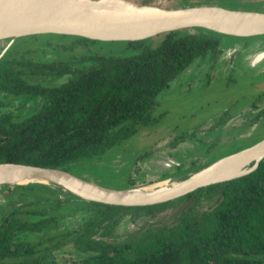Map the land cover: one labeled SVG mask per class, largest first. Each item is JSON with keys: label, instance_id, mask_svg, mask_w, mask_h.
Segmentation results:
<instances>
[{"label": "trees", "instance_id": "obj_1", "mask_svg": "<svg viewBox=\"0 0 264 264\" xmlns=\"http://www.w3.org/2000/svg\"><path fill=\"white\" fill-rule=\"evenodd\" d=\"M43 35L72 38L70 44H63L65 49L116 43L132 52L84 56L80 61L92 66L79 69L66 61L33 60L25 55L30 50L16 56L9 46L0 57V92L42 96L46 102L22 119L10 113L0 115V164L67 170L71 163L102 156L133 136L139 126L155 121L157 96L195 59L206 53L216 59L222 39L228 38L206 30L169 32L136 42H99L57 34L30 37ZM47 44L52 42L47 40ZM62 75L71 77L60 85L29 81L34 76ZM1 188L9 200L21 201L29 209L21 211L20 206L0 215V264H42L45 258L37 256L38 246L52 236L36 244L16 241V237L46 233L55 216L30 207L47 202L45 195L58 191L41 184ZM67 195L53 205L51 200L50 206L59 208L69 202L88 212L83 224L63 233L71 242L68 252L80 258L70 264H264V158L246 175L151 206H114ZM206 200L214 204L201 210ZM169 208H174L170 219L150 222L122 241L112 240L125 217L151 220ZM30 216L39 219L32 221Z\"/></svg>", "mask_w": 264, "mask_h": 264}, {"label": "rangeland", "instance_id": "obj_2", "mask_svg": "<svg viewBox=\"0 0 264 264\" xmlns=\"http://www.w3.org/2000/svg\"><path fill=\"white\" fill-rule=\"evenodd\" d=\"M128 5L152 6L163 9H175L194 6H217L230 10L257 11L264 13V0H123ZM258 2V3H257ZM38 38L22 37L17 41H0V54L4 48H11L16 56L30 50L33 60L50 62L66 61L72 67L83 69L92 66L91 62H83L84 56L127 55L132 50L120 47L116 43H95L78 46L75 49L64 48L72 38L53 35H43ZM227 36V35H226ZM243 39L240 42L237 40ZM52 42L46 45V41ZM231 46H224L218 60L211 61L203 57L194 62L181 76L169 84V89L163 91L157 100L153 117L155 121L146 126H139L136 133L121 144L107 150L102 156L79 160L68 165L67 171L100 186L113 189H133L160 181L181 180L188 178L207 167L211 163L244 148H248L264 140V99H249L244 103L242 96H249L264 91V79L252 81L259 70L264 67V36L237 37L228 35ZM157 44L159 40H154ZM258 44L256 49L254 46ZM238 47H237V46ZM236 47L239 51L230 53ZM252 47L255 48L252 49ZM125 48V49H124ZM252 49V50H251ZM263 49V50H261ZM260 50V51H259ZM259 51V52H258ZM257 52V53H255ZM262 53V57L258 59ZM255 58V59H254ZM232 63V65H231ZM257 65V66H256ZM234 69H231V67ZM256 66V67H254ZM194 71L196 76H193ZM248 73L249 77L248 76ZM261 73V72H260ZM229 81H225L229 78ZM246 76L245 78H239ZM70 75L60 77H32L30 82L43 85H60L70 79ZM224 87L223 89H220ZM188 92V93H187ZM241 102L230 110L229 118L221 121L218 117L212 119L223 107V103ZM26 96L13 97L0 93V113L13 112L16 119L30 116L40 108L42 99ZM262 101V102H261ZM253 104L255 105L253 107ZM235 105V104H233ZM164 112H167L164 114ZM218 118V119H217ZM169 159V162L166 159ZM31 184V183H29ZM26 184V185H29ZM40 184V183H33ZM5 185V184H4ZM7 185V184H6ZM44 185V184H41ZM0 185V210L15 205L19 208L21 201L9 202L5 187ZM13 186V185H9ZM53 188L52 185H46ZM13 188V187H10ZM57 194H47L49 199L36 207L41 211L55 216L56 221L50 223L46 233L19 234L16 241L36 244L40 239L50 236L51 240L38 246L37 256H44L42 264H70L80 258L70 251L71 242L66 231H71L85 222L88 212L76 204L64 202L59 208L51 207V200H66L67 192L61 188H53ZM7 196V197H6ZM43 204L45 206H43ZM213 200H206L200 205L201 210L213 206ZM21 206L19 210H28ZM174 208H169L162 214L148 220L145 217L131 220L125 217L115 228L112 240L115 242L126 239L131 233H138L150 222L170 219ZM27 219L26 215H18ZM37 216H30L36 221ZM65 242L60 247L56 243Z\"/></svg>", "mask_w": 264, "mask_h": 264}, {"label": "water", "instance_id": "obj_3", "mask_svg": "<svg viewBox=\"0 0 264 264\" xmlns=\"http://www.w3.org/2000/svg\"><path fill=\"white\" fill-rule=\"evenodd\" d=\"M71 6L72 0H0V41L10 40L11 43L17 38L32 35L57 34L99 42H136L169 32L198 33V30L237 37L264 35V13L257 11L230 10L217 6L175 9L134 4L106 9ZM239 31H246L247 34H236ZM6 50L7 47L2 50L0 57ZM257 151L264 152V140L229 154L188 178L178 180L174 188L136 199L122 197L121 193L143 186L113 190L62 169L3 163L0 164V177L16 171L18 175L27 174L47 182L31 184L40 183L61 189L64 187L86 200L114 206L142 207L170 202L200 188L246 175L257 168L264 154L258 156L249 167H245L247 169L244 174L223 180L214 179L240 157Z\"/></svg>", "mask_w": 264, "mask_h": 264}, {"label": "bare ground", "instance_id": "obj_4", "mask_svg": "<svg viewBox=\"0 0 264 264\" xmlns=\"http://www.w3.org/2000/svg\"><path fill=\"white\" fill-rule=\"evenodd\" d=\"M127 5L128 4L125 3L123 0H72L71 7L106 9V8H111V7H119V6H127ZM236 34H247V32L239 31V32H236ZM262 154H264V152L257 151V152L248 154L246 156L240 157L227 170L217 174L214 179L223 180V179L233 178L237 175L244 174L247 169V168L246 169L244 168L249 167L253 163V161ZM6 174L7 175H3L2 177H0V184L25 185L30 182L47 183L43 179L33 177L27 174L18 175L16 171L6 173ZM177 183H178V180H167L166 179L165 181H160L154 184L146 185V186H143L135 190L125 191L121 193V196L125 198H131V199L154 196L156 194H159L161 192L174 188L175 186L178 185ZM62 189L66 190L64 187ZM66 191L73 195L77 194V193H74V192L72 193L71 191H68V189Z\"/></svg>", "mask_w": 264, "mask_h": 264}, {"label": "flooded vegetation", "instance_id": "obj_5", "mask_svg": "<svg viewBox=\"0 0 264 264\" xmlns=\"http://www.w3.org/2000/svg\"><path fill=\"white\" fill-rule=\"evenodd\" d=\"M258 3V2H257ZM261 36H264V35H261ZM27 37H29V36H27ZM237 40V39H236ZM243 39H240V40H237V42H240V41H242ZM262 45H264V43H262ZM224 46H227V47H229V46H231V43H230V41H228V38H224V39H222V47H221V51H220V53L218 54V55H221V53H222V50H223V47ZM256 49L258 48V44L257 45H255L254 46ZM254 47H252V49H254L255 50V48ZM251 49V50H252ZM261 50H263V49H261ZM236 51H239V49L237 48L236 49V47L233 49V50H231V54L233 55V53L234 52H236ZM260 51V50H259ZM258 51V52H259ZM264 51V50H263ZM255 53H257V52H255ZM263 55H262V53L259 55V56H257L258 57V59L257 60H259L261 57H262ZM203 57H209V59L211 60V61H214L215 59H212L211 58V56H210V54L209 53H206L204 56H202V57H199L200 59H202ZM219 58H216V60H218ZM255 59V58H254ZM53 61H55V60H53ZM53 61H50V62H53ZM40 62V61H39ZM41 62H43V61H41ZM264 62V58H263V60L260 62V63H258L257 65H259V64H261V63H263ZM195 63H194V61L181 73V74H183L187 69H189V67L190 66H193ZM231 65H232V63H231ZM256 65V66H257ZM256 66H254V67H256ZM231 69H234V67L232 66L231 67ZM261 72V73H260ZM181 74H179L177 77H176V79L179 77V76H181ZM190 74H192L193 76H196V74L197 73H195L194 71H192V73H190ZM249 74L250 73H248V76H249ZM62 76H65V75H62ZM53 77H60V76H53ZM229 77V76H228ZM231 77H233V76H230L229 78H226L225 79V81H229V79L231 78ZM246 76H240L239 78H245ZM249 77H251V76H249ZM176 79H174V80H176ZM262 79H264V67L261 69V70H259V74L258 75H256V76H254V79L252 80L253 82L254 81H258V80H262ZM173 80V81H174ZM172 82V81H171ZM170 82V83H171ZM36 83V82H35ZM169 83V84H170ZM169 84H168V86L166 87V89H164L163 91H167V89H169ZM49 86H51V85H49ZM224 87H221L220 89H223ZM162 91V92H163ZM161 92V93H162ZM0 93H2V94H4L5 96L6 95H10V96H13V97H15L14 95H11V94H8V93H5V92H0ZM160 93V94H161ZM188 93V92H187ZM159 94V95H160ZM158 95V96H159ZM158 96H157V98H158ZM26 97H29V98H33V99H38V97L39 96H29V95H26ZM39 98H41L40 100L42 101V103H41V105H40V108H38L37 110H35V112L36 111H39L42 107H43V105H44V103L46 102V99L44 98V97H39ZM256 99V101L257 100H262L263 101V99H264V91H262V92H259V93H257V94H252V95H249V96H242V97H240V100H242L243 101V103L246 101V100H249V99ZM239 100V98L237 99V100H235V102H231V103H228V104H226V103H223V105H224V107L214 116V117H212V119H216V117L219 115V119L221 120V121H223V120H225V119H227V118H229V114H230V110H232V109H234V107L235 106H238L241 102H239L240 101ZM261 101V102H262ZM233 104H235V105H233ZM255 105L253 104V107H254ZM12 114L13 115V117H14V113L13 112H1L0 113V115L1 114ZM34 113V112H33ZM167 112H164V114H166ZM262 113H264V109L261 111V113L259 114V115H262ZM15 118V117H14ZM217 118V119H218ZM169 162V159L167 158L166 159V161H163V162ZM167 162V163H168ZM67 171V170H66ZM7 197V196H6ZM11 200H9V202H10ZM12 203H14V201H12ZM4 213V211H3V209L1 208V210H0V215L1 214H3Z\"/></svg>", "mask_w": 264, "mask_h": 264}, {"label": "crops", "instance_id": "obj_6", "mask_svg": "<svg viewBox=\"0 0 264 264\" xmlns=\"http://www.w3.org/2000/svg\"><path fill=\"white\" fill-rule=\"evenodd\" d=\"M2 209H4V208H2ZM13 209H14L13 205H11V207H7L8 212L6 214L10 213Z\"/></svg>", "mask_w": 264, "mask_h": 264}]
</instances>
